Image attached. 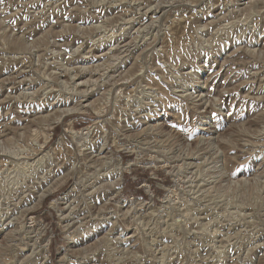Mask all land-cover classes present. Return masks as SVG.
Here are the masks:
<instances>
[{
  "label": "rangeland",
  "instance_id": "1",
  "mask_svg": "<svg viewBox=\"0 0 264 264\" xmlns=\"http://www.w3.org/2000/svg\"><path fill=\"white\" fill-rule=\"evenodd\" d=\"M0 18V264H264V0Z\"/></svg>",
  "mask_w": 264,
  "mask_h": 264
},
{
  "label": "bare ground",
  "instance_id": "2",
  "mask_svg": "<svg viewBox=\"0 0 264 264\" xmlns=\"http://www.w3.org/2000/svg\"><path fill=\"white\" fill-rule=\"evenodd\" d=\"M30 1V0H29ZM36 1V0H35ZM138 1V0H137ZM120 2V1H119ZM118 2V3H119ZM231 2V1H230ZM29 4V3H28ZM92 4V3H91ZM233 4V3H232ZM54 6V5H53ZM91 6V5H90ZM89 6V7H90ZM46 8H48V7H46ZM198 11V10H197ZM39 14V13H38ZM87 15V14H86ZM104 18V17H103ZM230 18V17H229ZM1 19V18H0ZM3 21V20H2ZM39 24V23H38ZM143 25V24H142ZM140 27V26H139ZM151 27V26H150ZM136 28V27H135ZM159 32V31H158ZM108 35V34H107ZM157 35V34H156ZM111 36V35H110ZM100 37H101V35H100ZM92 38V37H91ZM118 38V37H117ZM180 38V37H179ZM80 39V38H79ZM105 39V38H104ZM98 44V43H97ZM156 49V48H155ZM120 52V51H119ZM123 52V51H122ZM126 53V52H125ZM25 54V53H24ZM118 55H119V53H118ZM113 56V55H112ZM124 56V55H123ZM15 58V57H14ZM110 59V58H109ZM23 63V62H22ZM13 64V63H12ZM69 64V63H68ZM185 64V63H184ZM31 65V64H30ZM19 66V65H18ZM2 69V68H1ZM82 69V68H81ZM20 70V69H19ZM22 70V69H21ZM49 70V69H48ZM111 70V69H110ZM94 71V70H93ZM23 74V71L21 72V71H19V77H21V75ZM24 75V74H23ZM168 76V75H167ZM41 77V76H40ZM177 77V76H176ZM23 78V77H22ZM260 79V78H259ZM93 80V79H92ZM90 81V80H89ZM5 82V81H4ZM21 82V81H20ZM175 84V83H174ZM142 86V85H141ZM97 87V86H96ZM65 88V87H64ZM185 88V87H184ZM137 89V88H136ZM93 90V89H92ZM4 91V90H3ZM135 92V91H134ZM86 93H88V91L86 92ZM53 97V96H52ZM152 97V96H151ZM89 101V100H88ZM10 103V102H9ZM198 103V102H197ZM67 105V104H66ZM59 106V105H58ZM161 106V105H160ZM68 107V106H67ZM138 112V111H137ZM87 130V129H86ZM85 130V131H86ZM89 130V129H88ZM263 132V131H262ZM3 136V135H2ZM256 136V135H255ZM164 146V145H163ZM62 149V148H61ZM105 151L106 150H104V149H101L100 150V148H99V154H98V156L100 157L101 155H103L104 153H105ZM203 153V152H202ZM175 158V157H174ZM23 160V159H22ZM71 160V159H70ZM216 160V159H215ZM14 161V160H13ZM110 164H111V171L109 172V174L111 173V175H112V178L115 180L114 182H113V184L115 185V186H118L119 188H122V186H123V181H124V173H125V170L127 169V168H130L131 167V164H128L127 166H124V164H123V162L121 161V159H114V160H111L110 159ZM205 164V163H204ZM26 165V164H25ZM36 165V164H35ZM49 167V166H48ZM51 167V166H50ZM49 167V168H50ZM204 167V166H203ZM110 168V167H109ZM26 169V168H25ZM22 170H23V168H22ZM110 170V169H109ZM46 171V170H45ZM93 171V170H92ZM24 172H27V171H24ZM199 173V172H198ZM39 174V173H38ZM33 175V174H32ZM36 175V174H35ZM100 177V176H99ZM111 177H110V179H112ZM259 180V179H258ZM41 182V181H40ZM85 182V181H84ZM103 183V182H102ZM84 184V183H83ZM89 185V184H88ZM28 186V185H27ZM33 186V185H32ZM98 186V185H97ZM114 186V187H115ZM99 188V187H98ZM195 192V191H194ZM20 193V192H19ZM209 193V192H208ZM207 193V194H208ZM106 196V195H105ZM212 196V195H211ZM13 197V196H12ZM69 197V195H66V197H65V199H67ZM43 198V197H42ZM83 198V197H82ZM100 198V197H99ZM187 199V198H186ZM189 199V198H188ZM69 200V199H68ZM93 202V201H92ZM136 203H139V202H136ZM143 203V202H142ZM142 203H140V204H138V205H140L141 207H143L144 205L142 204ZM170 203V202H169ZM189 203V202H188ZM75 204V203H74ZM134 205V204H133ZM55 206V208H57L58 210H59V212L61 211V209H60V207L59 206H57V205H54ZM128 206V205H127ZM169 207V206H168ZM146 208V207H145ZM145 208H143V209H145ZM137 209V208H136ZM147 209V208H146ZM145 209V210H146ZM206 209V208H205ZM240 209V208H239ZM84 210V209H83ZM129 210V209H128ZM153 210V209H152ZM149 211V210H148ZM195 211V210H194ZM205 211V210H204ZM242 211V210H241ZM146 212H147V210H146ZM152 212V211H151ZM155 212V211H154ZM199 212V211H198ZM215 212V211H214ZM153 213V212H152ZM19 214V213H18ZM79 214V213H78ZM96 214V213H95ZM115 214V213H114ZM113 215V214H112ZM171 217V216H170ZM243 218V217H242ZM100 219V218H99ZM206 220V219H205ZM222 223V222H221ZM144 224V223H143ZM158 224V223H157ZM172 224V223H171ZM204 224V223H203ZM219 225V224H218ZM187 226V225H186ZM240 226V225H239ZM117 227V226H116ZM129 227V226H128ZM145 228V227H144ZM248 228V227H247ZM138 230V229H137ZM221 230V229H220ZM233 230V229H232ZM163 231V230H162ZM242 232V231H241ZM27 233V232H26ZM154 233V232H153ZM35 234V233H34ZM145 235V234H144ZM218 235V234H217ZM222 235V234H221ZM140 236V235H139ZM21 237V236H20ZM215 237V236H214ZM24 238V237H23ZM125 238V237H124ZM150 238V237H149ZM204 239V238H203ZM228 239V238H227ZM128 241V240H127ZM158 241V240H157ZM252 241H254V240H252ZM175 242V241H174ZM206 242V241H205ZM233 243V242H232ZM18 244V243H17ZM155 244V243H154ZM192 244V243H191ZM258 244V243H257ZM33 245V244H32ZM108 245V244H107ZM189 246V245H188ZM201 246V245H200ZM208 246V245H207ZM197 247V246H196ZM215 248V247H214ZM105 249V248H104ZM210 249H211V247H210ZM238 249V248H237ZM214 250V249H213ZM219 250V249H218ZM240 252V251H239ZM114 253V252H113ZM200 253V252H199ZM170 254V253H169ZM26 255H28V254H26ZM175 255V254H174ZM217 255V254H216ZM225 255V254H224ZM170 256V255H169ZM193 256V255H192ZM157 257V256H156ZM205 258V257H204ZM155 259V258H154ZM203 259V258H202ZM247 259V258H246ZM78 260V259H77ZM158 260V259H157ZM170 260V259H169ZM179 261H180V259H178ZM142 261V260H141ZM224 261V260H223ZM238 261V260H237ZM171 263V262H170ZM85 264V263H84ZM150 264V263H149ZM177 264V263H176ZM233 264V263H232ZM242 264V263H241Z\"/></svg>",
  "mask_w": 264,
  "mask_h": 264
},
{
  "label": "crops",
  "instance_id": "3",
  "mask_svg": "<svg viewBox=\"0 0 264 264\" xmlns=\"http://www.w3.org/2000/svg\"><path fill=\"white\" fill-rule=\"evenodd\" d=\"M136 184H137V182H136ZM134 185V187L136 188L137 186H135V184L134 183H132V186Z\"/></svg>",
  "mask_w": 264,
  "mask_h": 264
},
{
  "label": "trees",
  "instance_id": "4",
  "mask_svg": "<svg viewBox=\"0 0 264 264\" xmlns=\"http://www.w3.org/2000/svg\"><path fill=\"white\" fill-rule=\"evenodd\" d=\"M50 199V198H49Z\"/></svg>",
  "mask_w": 264,
  "mask_h": 264
}]
</instances>
